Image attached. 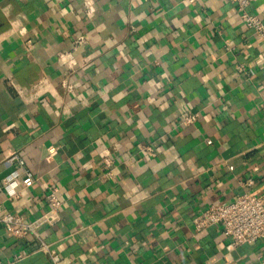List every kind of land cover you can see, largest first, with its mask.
<instances>
[{
  "label": "crops",
  "instance_id": "crops-1",
  "mask_svg": "<svg viewBox=\"0 0 264 264\" xmlns=\"http://www.w3.org/2000/svg\"><path fill=\"white\" fill-rule=\"evenodd\" d=\"M94 1L89 18L82 0H0V179L11 150L34 178L16 177V198L0 189V215L34 218L56 186L41 236L58 264H264V239L192 226L264 193V40L230 0ZM246 10L264 24V0ZM37 247L0 222V264H52Z\"/></svg>",
  "mask_w": 264,
  "mask_h": 264
},
{
  "label": "built area",
  "instance_id": "built-area-1",
  "mask_svg": "<svg viewBox=\"0 0 264 264\" xmlns=\"http://www.w3.org/2000/svg\"><path fill=\"white\" fill-rule=\"evenodd\" d=\"M230 1L235 4L236 11L243 25L251 28L256 38L264 40L263 22L257 14H250L246 10L247 6L254 0ZM82 5L84 14L89 18L92 17L96 10L95 1L82 0ZM24 45L28 49L30 41H26ZM73 63L71 62L72 65ZM239 69L244 70V67L240 66ZM61 85L68 93L74 90L73 84L62 82ZM197 117V112L186 111L183 113L179 124L183 126L193 124ZM206 143H211V140L207 139ZM139 150L146 151L149 154L153 151V148L150 145H146L141 146ZM3 161L7 165L15 166V170L0 179V189H6L10 198H16L18 196L16 177L20 176L21 185L25 188L32 185L34 178L25 168L24 159L17 151L11 150L8 152ZM102 164L106 168L104 175L110 177L112 174L108 167L111 164V159L108 156H104ZM242 183L251 184L252 179L248 178ZM45 200L47 210L34 218L27 219L22 215L3 213L0 215V222L13 237H23L27 234L33 236L38 242L36 251L47 254L52 264H58L59 255L50 248L48 243L43 241L41 236L43 227L55 224L60 218L59 209L61 202L57 196L56 186L48 187ZM215 225L219 226L225 237L230 238L232 246L264 239V193L242 192L230 201L208 204L192 219L193 230L196 233ZM24 256V254L18 253L14 256V259L17 260Z\"/></svg>",
  "mask_w": 264,
  "mask_h": 264
}]
</instances>
